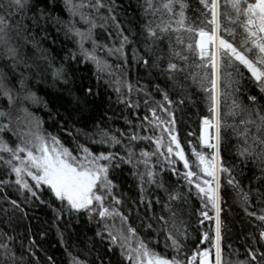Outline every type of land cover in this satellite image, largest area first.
Here are the masks:
<instances>
[{"label": "snow or ice", "instance_id": "6c2138e0", "mask_svg": "<svg viewBox=\"0 0 264 264\" xmlns=\"http://www.w3.org/2000/svg\"><path fill=\"white\" fill-rule=\"evenodd\" d=\"M198 3V16L191 19L187 0H137L128 5L131 17L116 0H0V172L6 177L0 185L14 184L49 207L59 202L53 209L57 221L64 213L86 216L119 264H212L209 248L187 247L184 206L193 195L202 205L200 224L212 219L209 206L216 214L214 239L204 232L199 244L212 245L215 264H222L225 181L237 190L246 214L260 222L239 264H264V0ZM133 64L147 73V83L139 75L133 82ZM81 66L89 82H81L76 94ZM34 79L67 94L71 111L65 109V116L56 107L53 115L47 93L32 90ZM192 88L208 101L211 115L202 120L199 142L211 151L205 155L193 147L190 160L175 134L173 109L190 98ZM101 95L105 101L97 104ZM114 104L123 106L119 116ZM34 108L66 131L72 145L48 131ZM119 118L124 124L113 126ZM70 121L82 126L65 129ZM151 128L160 135H141ZM227 130L238 160L232 167L221 155ZM141 142L154 148H139ZM246 168L258 172L252 178L257 186L250 180L247 191L236 178V169L243 176ZM125 171L135 197L117 182ZM45 193L50 202L41 199ZM254 205L259 214L249 210ZM13 241L0 233V264H18ZM69 256L70 264H88Z\"/></svg>", "mask_w": 264, "mask_h": 264}, {"label": "trees", "instance_id": "16d2710c", "mask_svg": "<svg viewBox=\"0 0 264 264\" xmlns=\"http://www.w3.org/2000/svg\"><path fill=\"white\" fill-rule=\"evenodd\" d=\"M116 2L127 9L129 17L132 16V9L128 8L129 3L133 7L136 6L137 0H116ZM190 5L187 10V15L191 19H196L198 16L197 9L200 8L198 0H187ZM121 18L127 19L124 16V12L120 11ZM53 31V29H50ZM40 35H43L41 32ZM47 47V43L43 45ZM60 50V44L55 45L56 55ZM130 54V53H129ZM2 66V62H0ZM82 67V71L78 74L81 79L76 82L73 91L76 94H80V83H88V69ZM91 67V66H89ZM137 75L142 77L140 79L141 84H145L148 81V75L143 68H137L134 64L131 66V79L133 82L137 79ZM95 78L92 77V82ZM32 90L37 91L39 95L47 93V98L53 101L54 112L58 107L63 115H67L65 109L71 111V98L67 94H62L55 91L46 83H37L34 79L32 81ZM103 93V89L101 90ZM111 94L112 100L115 101V94L108 90ZM189 99L185 101L183 105L174 106V118H175V134L184 147L185 154L191 159L192 149L196 148L197 151H203L207 155L211 150L207 149L199 142V135L201 129V123L205 116L210 117L208 111V101L204 94L197 88L189 90ZM135 98V94H134ZM143 97H141V100ZM157 100L161 97L157 96ZM173 99H178L177 96H173ZM105 96L101 95L100 99L96 101L97 104L104 102ZM104 107H108L107 103H104ZM123 106L113 105L112 110H115L117 116H119L120 109ZM112 110L108 112L112 115ZM37 115L41 116L47 123L45 128L53 133H58L61 139L68 145H72L71 138L67 136L66 131L59 129L53 125L51 118L43 111V109H33ZM139 115L143 117L145 111L143 104L139 110ZM150 116V113H148ZM162 118L167 119L166 114H161ZM230 122V121H229ZM64 123L63 120L60 121ZM124 124L123 118L116 120L113 126L120 127ZM80 123L73 124L71 121L64 125L65 129L75 130V128L81 127ZM141 135L156 136L160 135L158 128H151L147 131L141 132ZM165 141H167V134H164ZM235 140L232 137V132L227 130L225 144L222 149V157L226 166L232 167L238 163L235 158V149L233 147ZM139 148H145L151 151L154 145L150 142H141ZM139 148L137 149L139 151ZM177 167L182 172L183 164L179 162ZM254 173L258 175L256 169H244V175L239 174V169H236V178L241 181V184L245 191L248 190L249 181L252 180V186L255 188L256 182L253 178ZM126 177V179H125ZM0 178H6L3 172H0ZM169 180L175 181V176H168ZM121 185V190L128 196L135 197L136 191L130 186L134 183L133 178L124 172L123 176L117 180ZM183 181H181V184ZM186 190V189H185ZM41 199L46 202L49 201V196L45 193ZM16 200L20 205L19 208H15L10 201ZM252 200L255 201L256 197L253 196ZM59 202L52 204V207L48 206V203H41L40 200L32 198L29 193L22 192L18 186L0 185V233H6L9 236L14 237L12 247L16 249V256L18 264H70L71 253L73 256H77L79 259L86 260L88 264H100V260L104 261V264H119L118 254L109 253L106 250V246L99 242V238L95 237L97 226L95 222L90 223L86 216L77 217L75 215L69 216L68 213L63 214V218L57 221L54 208L58 207ZM185 207L184 220L187 222L189 238L187 240V247L193 249L197 246L210 249V254L213 257V264H215V248L208 242H204L203 245L199 244V240L202 239L203 233L208 232L210 238L214 239L215 236V212L210 209L209 216L212 219L203 220V224H200V220L203 219L200 216L202 205L193 195L189 204ZM259 205H254L250 208V211H256L259 214ZM159 211V209H157ZM220 219L222 221V264H239V261L245 259L247 255V249L250 247L249 238L251 236H258V229L260 222L254 217L246 214L244 211V204L241 198L237 194V190L228 186L226 181L224 188L221 192V212ZM35 241L34 244L31 242ZM163 248V238H161V249ZM67 249V250H66ZM34 253V255H33ZM49 257L52 258L51 262ZM99 257V259H98ZM22 258V259H21Z\"/></svg>", "mask_w": 264, "mask_h": 264}, {"label": "water", "instance_id": "95a60500", "mask_svg": "<svg viewBox=\"0 0 264 264\" xmlns=\"http://www.w3.org/2000/svg\"><path fill=\"white\" fill-rule=\"evenodd\" d=\"M211 131V130H210ZM209 259H210V261L212 262V264H213V257H212V255L210 254V257H209Z\"/></svg>", "mask_w": 264, "mask_h": 264}]
</instances>
